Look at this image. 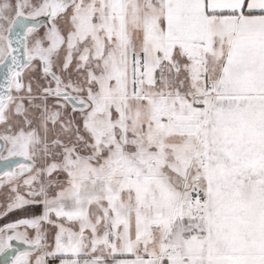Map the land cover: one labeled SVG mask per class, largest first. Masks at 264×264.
Masks as SVG:
<instances>
[{
  "label": "snow or ice",
  "instance_id": "6c2138e0",
  "mask_svg": "<svg viewBox=\"0 0 264 264\" xmlns=\"http://www.w3.org/2000/svg\"><path fill=\"white\" fill-rule=\"evenodd\" d=\"M0 264H264V0H0Z\"/></svg>",
  "mask_w": 264,
  "mask_h": 264
}]
</instances>
